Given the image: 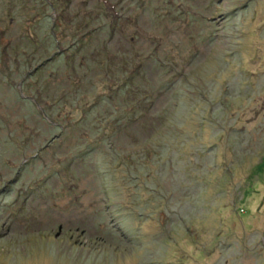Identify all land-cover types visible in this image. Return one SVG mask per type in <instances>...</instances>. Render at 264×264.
I'll use <instances>...</instances> for the list:
<instances>
[{
  "label": "rangeland",
  "instance_id": "obj_1",
  "mask_svg": "<svg viewBox=\"0 0 264 264\" xmlns=\"http://www.w3.org/2000/svg\"><path fill=\"white\" fill-rule=\"evenodd\" d=\"M45 1L0 0V264H264V0Z\"/></svg>",
  "mask_w": 264,
  "mask_h": 264
},
{
  "label": "trees",
  "instance_id": "obj_2",
  "mask_svg": "<svg viewBox=\"0 0 264 264\" xmlns=\"http://www.w3.org/2000/svg\"><path fill=\"white\" fill-rule=\"evenodd\" d=\"M31 2L32 3H34V4H36L37 5V7H39V9H41V5H40V3L41 4H43V3H46V1L45 2H42V0H31ZM23 5V4H22ZM42 10V9H41ZM42 15H43V13H42ZM42 20H39V22H42L43 20L44 21H47L49 18H47V16H44V17H42L41 18ZM42 27H43V25H41ZM49 32V31H48ZM49 36H52V34L50 33V35ZM55 45V44H54ZM49 47L50 46H47V48L49 49ZM49 63V61L47 60V61H45L44 63H41L39 66H37V68H36V70H33V71H31L30 73L33 75L34 74V72L35 71H37L40 67H41V65L43 64V65H47ZM30 74V75H31ZM125 88V87H124ZM124 88H121L120 90H121V92H124L125 91V89ZM89 147L87 148V149H92L93 150V148L94 149H96V150H98L99 149V144H98V141H93V143L92 144H89L88 145ZM16 182V181H15ZM2 193H4V192H2ZM1 193V194H2Z\"/></svg>",
  "mask_w": 264,
  "mask_h": 264
},
{
  "label": "flooded vegetation",
  "instance_id": "obj_3",
  "mask_svg": "<svg viewBox=\"0 0 264 264\" xmlns=\"http://www.w3.org/2000/svg\"><path fill=\"white\" fill-rule=\"evenodd\" d=\"M16 180V179H15ZM11 182V181H10ZM9 184H13L12 182L11 183H7V185L6 186H4V188L3 189H0V194L4 191V190H9V188H8V185Z\"/></svg>",
  "mask_w": 264,
  "mask_h": 264
},
{
  "label": "water",
  "instance_id": "obj_4",
  "mask_svg": "<svg viewBox=\"0 0 264 264\" xmlns=\"http://www.w3.org/2000/svg\"><path fill=\"white\" fill-rule=\"evenodd\" d=\"M15 181H16L15 179H14V180H11L12 183H14ZM11 182L9 181V182H7V183H11ZM6 185H7V184H6ZM6 185H5V186H6Z\"/></svg>",
  "mask_w": 264,
  "mask_h": 264
}]
</instances>
